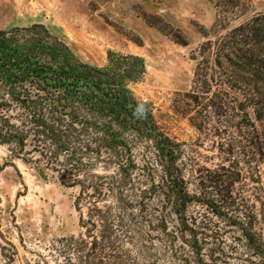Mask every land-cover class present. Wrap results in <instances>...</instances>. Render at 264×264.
Returning a JSON list of instances; mask_svg holds the SVG:
<instances>
[{
    "label": "trees",
    "instance_id": "obj_1",
    "mask_svg": "<svg viewBox=\"0 0 264 264\" xmlns=\"http://www.w3.org/2000/svg\"><path fill=\"white\" fill-rule=\"evenodd\" d=\"M215 46L217 66L224 59L236 71L230 82L243 93L240 111L263 121L264 15ZM145 74L133 55L85 64L42 24L0 30V146L76 191L83 233L56 241L55 264H190L186 253L207 264L199 258L217 221L236 229L249 256L264 264V231L231 190L237 174L222 169L212 187L201 181L190 190L183 146L131 90ZM243 120L253 146L255 125L246 112Z\"/></svg>",
    "mask_w": 264,
    "mask_h": 264
},
{
    "label": "rangeland",
    "instance_id": "obj_2",
    "mask_svg": "<svg viewBox=\"0 0 264 264\" xmlns=\"http://www.w3.org/2000/svg\"><path fill=\"white\" fill-rule=\"evenodd\" d=\"M258 15L264 0H0V30L42 24L96 67L106 65L109 53L143 59L146 74L131 90L183 146L190 190L198 191L201 181L212 187L230 169L237 174L232 192L246 200L255 228L264 231V120L244 110L256 128L252 146L239 108L243 93L231 88L236 71L224 59L221 67L215 62L217 41ZM35 169L0 146V264H55L56 241L83 233L76 191ZM212 232L201 261L256 264L236 229L217 221Z\"/></svg>",
    "mask_w": 264,
    "mask_h": 264
}]
</instances>
